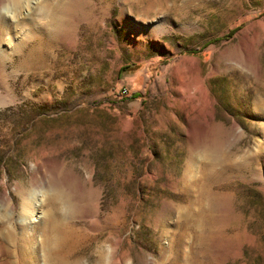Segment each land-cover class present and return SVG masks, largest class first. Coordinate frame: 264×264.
I'll list each match as a JSON object with an SVG mask.
<instances>
[{
    "label": "rangeland",
    "instance_id": "obj_1",
    "mask_svg": "<svg viewBox=\"0 0 264 264\" xmlns=\"http://www.w3.org/2000/svg\"><path fill=\"white\" fill-rule=\"evenodd\" d=\"M25 1L10 3L15 22L0 15L23 43L0 69V264L10 230L29 264H46L52 212L76 229L86 264H264V36L248 66L234 59L264 0H76L82 11L27 68L48 1L28 12ZM184 70L205 78L216 123L182 103ZM189 132L216 146L217 167L238 169L203 188L213 161L190 159ZM28 195L42 224L21 220Z\"/></svg>",
    "mask_w": 264,
    "mask_h": 264
},
{
    "label": "bare ground",
    "instance_id": "obj_2",
    "mask_svg": "<svg viewBox=\"0 0 264 264\" xmlns=\"http://www.w3.org/2000/svg\"><path fill=\"white\" fill-rule=\"evenodd\" d=\"M12 1L13 0H0V15L2 14V12H4L12 20V22H15V14L11 11L12 9L10 10V3ZM37 1L38 0H26L23 4V7L28 12L29 9L32 7V4H36ZM47 1L48 2H46L45 4H41L40 7V14L42 15V18L45 19L44 23L39 24L38 22H36L35 24H33L32 22V24H30L29 26L31 29L32 36L36 35L34 36V38L36 37V43H34V46L29 49L27 54L28 58L18 65L20 67L27 68L35 65H43L46 58V54L49 52L50 48L57 43V40L55 38H57L60 31L65 28L66 24L70 20L71 14L78 12L79 10H81L82 7L80 3H78L76 0ZM12 25L13 23L10 24V22H7L5 27H3L2 30L0 29V46L3 42L7 44V49L4 50L5 53H2L0 49V69L4 68L7 63L6 58H4L5 56L8 60L12 59V55L14 54V52L17 51V49L20 50L22 48L23 43L18 45L15 43L16 36L14 35V30H12ZM263 26V22L253 23L252 25H250V30L255 27H257L258 29L253 30L252 33L250 32L251 35L249 34L247 40L242 46L244 49L243 51L246 55V59L244 60L240 57L234 58L236 64H239L238 66H248L247 63L250 61L251 53L255 49H257L256 47L259 38L261 36H264ZM5 32L10 34L11 38L5 37ZM15 71H17L16 66H14L13 70L9 71V76H14ZM196 71L201 72L202 67L198 66ZM190 75L191 74L189 70H184V73H178L179 86L177 88V91L179 92L180 97L182 98V103L184 105H187L189 101L195 102L194 109L198 112V115L204 116L207 119L206 121H208L209 123H216L214 114L215 106L213 103L212 95L210 93V89L206 85L205 78L197 77L195 79H191ZM191 91L193 92L191 93ZM233 126L237 130L238 123L235 122ZM237 133L238 136H241L243 135V130L238 129ZM189 137L191 139L190 159H193L194 157H196V155L201 153L206 155H203L206 160L208 159L213 161L211 164L206 163V165L203 166V171H205V173L207 174L206 183L203 185V188L206 184H208L207 180L210 179V176L222 174L227 171L232 172V170L238 169L239 164L233 163V160L231 162H227L226 160V162L220 161L221 167H217L214 162L215 160L219 159L217 157L218 155L216 146L213 145V143L209 142V140L207 139H202L199 141L193 140L191 138V132H189ZM209 188L211 189L212 187L210 186ZM32 196L33 195H28L22 200L21 220L25 221L26 223L29 222L30 224H32L34 221H40L42 224V214L37 215L35 217L34 211L30 212V210L28 209V201ZM36 204L39 205L40 201L39 204L38 202H36ZM201 215L203 214L201 213ZM48 217V234L42 242L43 252L41 254L38 253V256H41L46 264H86L82 260V258L77 255V252L75 250L74 234L76 233V229L73 227V225L65 223L63 219L55 212L50 213ZM201 218H203V216H201ZM14 236V231L11 230L8 231V234L6 236V250L8 255L7 257L11 260L10 264H29L28 255H31L32 253H25L23 245L16 246ZM120 241L121 240H117V244H119ZM117 244H115V246ZM114 251L115 248H113L112 254L115 253ZM102 256L104 255L102 254ZM187 263V255L183 254V264Z\"/></svg>",
    "mask_w": 264,
    "mask_h": 264
},
{
    "label": "built area",
    "instance_id": "obj_3",
    "mask_svg": "<svg viewBox=\"0 0 264 264\" xmlns=\"http://www.w3.org/2000/svg\"><path fill=\"white\" fill-rule=\"evenodd\" d=\"M128 91H127V89L126 88H123L122 90H121V93L122 94H126Z\"/></svg>",
    "mask_w": 264,
    "mask_h": 264
}]
</instances>
